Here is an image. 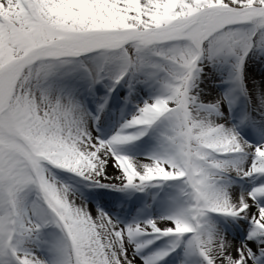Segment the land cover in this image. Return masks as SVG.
<instances>
[{"label": "snow or ice", "instance_id": "6c2138e0", "mask_svg": "<svg viewBox=\"0 0 264 264\" xmlns=\"http://www.w3.org/2000/svg\"><path fill=\"white\" fill-rule=\"evenodd\" d=\"M0 264H264V0H0Z\"/></svg>", "mask_w": 264, "mask_h": 264}]
</instances>
